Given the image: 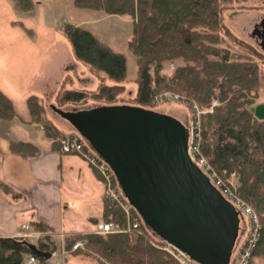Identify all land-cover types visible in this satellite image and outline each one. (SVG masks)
<instances>
[{"label": "trees", "instance_id": "1", "mask_svg": "<svg viewBox=\"0 0 264 264\" xmlns=\"http://www.w3.org/2000/svg\"><path fill=\"white\" fill-rule=\"evenodd\" d=\"M13 1L20 11L35 9L33 0ZM247 1L74 0L78 9L132 20L128 47L137 61V90L134 104L126 103L123 98L127 91L125 54L115 51L83 27L65 24L64 32L76 61L99 77L100 82L97 90L90 93L67 90L64 88L67 81H64L57 102L60 107L79 106L91 96L99 106L132 104L154 110L156 97L170 92L183 98L193 114L195 104L206 111L218 101L212 112L201 117V150L221 176L225 172L228 176L236 175L237 196L255 210L261 224L254 259L264 260V121L258 120L252 111L260 100L264 53L235 36L224 18L229 6ZM259 3L250 9L264 10V0ZM235 45L244 51L234 50ZM170 64L175 69L167 74L164 70ZM27 106L32 122L44 124L54 148L63 153L61 139L65 133L46 118L45 104L31 96ZM15 114L12 101L0 91V117L11 120ZM10 150L21 153L37 148L30 143L12 142ZM2 188L11 192L4 184ZM104 201L103 221L116 222L125 228L124 211L106 197ZM133 217L150 240L162 241L145 226L135 209ZM31 226L35 231H48L41 223L33 222ZM49 241H39V250L48 254L55 252L58 245ZM79 241H86V246L73 251ZM65 250L72 256L91 258L99 264H178L137 233L72 235L65 239ZM27 257L47 264L44 256L32 250L28 239L0 237V264H28Z\"/></svg>", "mask_w": 264, "mask_h": 264}, {"label": "water", "instance_id": "2", "mask_svg": "<svg viewBox=\"0 0 264 264\" xmlns=\"http://www.w3.org/2000/svg\"><path fill=\"white\" fill-rule=\"evenodd\" d=\"M262 28L257 34L264 49V23ZM50 108L107 163L153 234L198 264H231L245 218L190 159L189 130L180 119L127 104ZM252 111L264 121V103Z\"/></svg>", "mask_w": 264, "mask_h": 264}, {"label": "crops", "instance_id": "3", "mask_svg": "<svg viewBox=\"0 0 264 264\" xmlns=\"http://www.w3.org/2000/svg\"><path fill=\"white\" fill-rule=\"evenodd\" d=\"M11 33L14 39L10 37L9 40L6 34L0 33V91L12 101L16 113L11 120L0 117V237L22 238L25 233L37 232L41 238L30 243L38 246L41 240L55 242L60 247V251H55V258L61 257L63 264H99L91 258L70 255L65 250V239L94 232L79 233L75 230L80 228L69 224L71 214L103 215L102 179L80 156L64 154L54 148L47 135L41 137L37 129L45 132L44 124L32 122L27 106L31 96L38 97L44 104L54 102L68 75L82 82L83 66L76 61L67 37L65 41L57 42L47 38L41 40V37L40 41L34 42L20 34L16 38L14 32ZM21 39L24 40L18 43ZM14 42L18 43L15 47L20 48L16 56L9 49ZM17 57L19 61L15 64ZM65 129L66 132L73 131ZM12 142L30 143L37 150L13 153L10 150ZM69 176L74 177L71 182ZM74 180L86 186L80 198L71 195L74 193L70 185ZM2 184L11 192H6ZM91 206L97 207V211H92ZM94 220L98 217L91 222ZM33 222L45 225L48 231H35L31 226ZM51 258L46 259L47 264Z\"/></svg>", "mask_w": 264, "mask_h": 264}, {"label": "rangeland", "instance_id": "4", "mask_svg": "<svg viewBox=\"0 0 264 264\" xmlns=\"http://www.w3.org/2000/svg\"><path fill=\"white\" fill-rule=\"evenodd\" d=\"M34 2L36 6L32 12H23L17 8L13 0H0V33L6 34L8 40L12 36L11 32H14L16 38L19 37L20 34L23 37H27L26 40H33L34 42L40 41L41 37V40H45V38H47L48 40L53 39L55 42H57L66 40V35L64 32L65 24L78 25L93 32L100 40L108 43L112 47V49L125 54L127 58V91L123 95V98L126 103L134 104L133 101L135 99L137 90V86L135 83L137 79V61L135 55L130 51L128 47V42L133 32L132 20L130 18L108 16L100 11L78 9L75 6L74 0H34ZM258 5H260L259 0H248L245 3H234L229 6L228 9L224 12V18L225 24L235 36L254 45L256 48H258V50L264 53V49L261 45L263 40L261 39L259 34H257L263 29L262 24L264 23V10L250 9L252 6L256 7ZM242 6L245 7L243 8ZM9 33L11 34L9 35ZM23 40L24 39L18 40V43L22 42ZM228 41L230 42V40ZM18 43L14 42V44H10V46L12 45V47H6L9 48L12 52L14 51L15 56L16 54L19 55L20 53V48L15 47V44ZM234 50L240 49L235 45ZM240 51L243 52L244 50L241 49ZM10 57H13V53ZM17 61H19L18 57L15 61V64L17 63ZM174 69L175 66L173 64H170L165 67L164 72H166L167 74H171ZM80 78H82V82H79L77 81V79H74L73 76L68 75L64 80L65 82L67 81L64 88L67 90H84L90 93L97 90L100 78L89 72V70L85 66H83V72ZM73 80L75 81V84ZM259 99L260 100L258 101L257 105L264 103V66H262ZM164 100L165 102H163ZM164 100L157 101L155 99L157 106L154 108V110L164 114L172 115L180 119L183 124L188 126L189 121L193 118L194 114H192V110L189 109V107H187V105L184 103L185 101L183 100V98H181L180 101H175L173 99H169L168 101H166L167 98ZM18 105L21 111V106L20 104ZM50 105H55L63 110H81L99 106L98 103L91 98V96L88 97L85 104L83 103L79 106L67 104L60 107L57 99L50 104L45 103L46 118L49 119V121H51L54 125H56L59 130H62L63 133H65V136L62 137V139L66 136L74 134V132L76 131L71 125H69V123H67L68 125H66V121L62 120L56 113H54L50 108ZM195 105H197L201 111L207 113L208 111L212 112L213 108L219 105V102L214 101L211 109L206 111L203 110L198 104ZM57 123L59 124V126ZM62 127H64V129ZM65 128H70L69 130L73 131L66 132L65 130L67 129ZM37 130L41 137L46 138L45 132L40 131V128H38ZM80 157L82 158V156ZM82 159L90 166H92L95 170H97L95 166H93L87 160H85L84 158ZM97 172L102 179V182L104 184V192L106 194V182L98 170ZM222 176L224 177L225 181L229 182L234 188L237 187L238 179L236 178V175L228 176L227 173H223ZM69 177L71 182L74 177ZM85 187L86 186L84 185L81 186L78 180H74L70 185V188L74 193L71 195H74L77 198L82 197L86 190ZM90 209H92V211L94 212L97 211V207L94 208V206H91ZM71 216L73 217H71L69 226L80 228L79 230H75L79 233L85 231H95L96 220H94V223H92L91 221H93V219H95L96 217H98L99 222L103 221V215L92 216L90 214H87L86 212L84 215L71 214ZM58 251H60V247L58 248ZM26 259L27 262H29L30 258L27 257ZM254 260V263L252 262L253 264H264V260H262L261 258H256ZM62 261L63 260L61 257H54L51 258L48 264H63ZM38 264L41 263L38 262Z\"/></svg>", "mask_w": 264, "mask_h": 264}, {"label": "built area", "instance_id": "5", "mask_svg": "<svg viewBox=\"0 0 264 264\" xmlns=\"http://www.w3.org/2000/svg\"><path fill=\"white\" fill-rule=\"evenodd\" d=\"M166 98L167 100H181L179 95H174L170 92H166L157 96L156 100L162 101ZM205 113L206 112L201 111L197 105L194 106L193 118L189 121V125L187 126L189 130L188 154L192 162L199 169H201L209 182L214 187H216L223 194V196L236 207L237 210L241 211L245 218V224L238 243L236 244L231 264H253L252 262L254 260V252L260 239V220L255 210L251 206L247 205L239 196H237L235 188L229 182L225 181L224 177L221 176L214 169L208 159L204 157L201 150L202 129L200 119ZM61 149L65 154L80 155L82 158L95 166L106 182L107 192L105 197L121 208L126 215L127 226L125 228L116 222L101 221L96 224V230L93 232L94 234L110 235L121 233H137L147 238V240H149L156 248L168 253L173 259L176 260L178 264H198L189 255L180 251L175 246L164 242L163 240L161 242H154L147 237L145 232L141 230L140 222L133 217L134 208L123 195L115 174L107 165V163H105L87 145L85 139L79 133H74L63 138L61 140ZM25 229L28 230L29 227L26 226ZM61 237L65 238L64 235H61ZM22 238L31 240L33 242L39 240L41 238V234L37 232H29L22 235ZM85 246L86 241H79L73 246L72 250L76 251L78 249L84 248ZM55 256H57V253L53 252L52 257ZM28 264H38V260L34 257H31Z\"/></svg>", "mask_w": 264, "mask_h": 264}]
</instances>
